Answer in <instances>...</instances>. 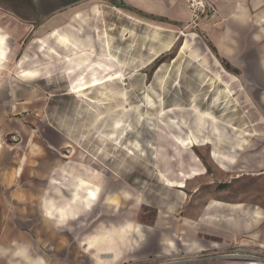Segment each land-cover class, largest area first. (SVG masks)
I'll return each instance as SVG.
<instances>
[{
	"label": "crops",
	"instance_id": "0c3cea01",
	"mask_svg": "<svg viewBox=\"0 0 264 264\" xmlns=\"http://www.w3.org/2000/svg\"><path fill=\"white\" fill-rule=\"evenodd\" d=\"M186 1L0 0V49H4L2 35L6 33L11 48L8 62L0 70V264H143L162 257L223 250L229 244L241 252L264 253V187L240 194L230 188L208 202H203L201 195L193 207L199 211L197 219L178 229L192 234L191 224H197L200 236L204 235L198 241H189L187 235L176 239L161 234L158 227L131 222L98 233L93 227L89 229V221L96 218L97 212L110 213L114 196L106 194L104 181L98 176L100 197L88 206L87 188L91 184L87 182H92L89 179L96 170L70 162L79 153L73 147L75 129L71 122L59 118V106L44 88V81L54 77L62 65L71 80L70 93L79 98L78 87H84L85 93H91L89 98L96 100L92 106L100 107L97 93L103 86L113 89L118 85L114 77L127 75L129 64L121 59L130 53L126 46L115 45L118 37L100 35L102 12L115 9L128 20L181 31L191 27ZM207 1L216 7L217 13L202 21L205 32L212 37L211 43L221 57L241 68L244 79L254 83L255 102L264 114V0ZM149 18L167 24L154 23ZM126 33L123 31L121 36L126 37ZM42 55L46 60L44 66H40ZM113 112L107 118L98 117L97 112L91 124L95 133L106 139L101 141L104 146L105 141L116 145L114 139L107 138L116 131L115 122L119 120L113 119ZM105 123H109L105 128L111 126L110 129L102 128ZM260 157L249 161V169L255 170L250 174L253 177L264 175V153ZM236 165L227 162L226 168L216 165V170L221 177L235 180ZM196 167L202 169V175L196 178L200 179L206 174L205 168ZM117 196L116 210L123 213L131 195ZM141 203L142 199L134 196L130 211L138 213L135 208ZM110 236L114 238L113 244L106 243Z\"/></svg>",
	"mask_w": 264,
	"mask_h": 264
},
{
	"label": "rangeland",
	"instance_id": "374dc122",
	"mask_svg": "<svg viewBox=\"0 0 264 264\" xmlns=\"http://www.w3.org/2000/svg\"><path fill=\"white\" fill-rule=\"evenodd\" d=\"M102 16L100 35L112 34L119 38L115 43L117 47L126 46L130 50L128 56L121 59L131 64V67L127 65L124 84L117 80L118 85L113 89L103 86L96 96L104 102L95 107L70 93L71 80L62 65L54 77L43 80L44 88L52 94V102L59 106V118L71 122L75 129L73 147L79 153L70 162L83 163L96 170L94 173L100 174L104 181L106 194L114 196L109 214L97 212L101 205L95 209L96 218L89 221V229L93 227L98 233L104 228L113 230L131 222L158 227L161 234L176 239L187 235L189 241H198L204 235L200 236L197 224H191L192 234L178 229L181 224L197 219L199 211L193 207L201 200V195L203 202H208L230 188L240 194L264 187V175L253 177L250 174L255 170L249 169V161L261 158L264 153V114L255 102L254 83L246 81L243 70L228 63L215 50L203 22L197 28L170 31L154 27L153 23L128 20L115 9L113 12L106 9ZM149 20L167 24L163 20ZM123 31L127 32L126 37L121 36ZM2 36L0 70L11 52L8 34ZM123 39L127 41H118ZM43 56L40 66L46 64ZM125 90L129 101L124 100ZM86 93L89 98L91 93ZM121 106L133 110L120 115L116 110ZM112 111H115L113 119L133 120V129L127 131L128 142L123 141V147L111 141H105L104 146L101 141L106 139L95 133L91 125L97 112L107 115ZM135 112L150 116L156 128L150 127L148 120L136 122ZM105 126L108 123L102 128L107 129ZM130 139L134 145H139V150L145 149L143 155L137 150L134 155L128 153ZM227 162L237 163L235 180L218 175L216 165L226 168ZM195 165L205 168L206 174L200 179L196 178L202 175V169H196ZM161 171L170 180L184 185L167 183ZM188 171L191 172L185 175ZM118 194L131 195L123 213L116 210ZM134 196L142 199L135 208L139 214L130 211ZM236 253L250 254L229 244L223 250L162 257L143 264L240 261L231 256ZM204 256L216 258L204 260Z\"/></svg>",
	"mask_w": 264,
	"mask_h": 264
},
{
	"label": "bare ground",
	"instance_id": "6f19581e",
	"mask_svg": "<svg viewBox=\"0 0 264 264\" xmlns=\"http://www.w3.org/2000/svg\"><path fill=\"white\" fill-rule=\"evenodd\" d=\"M63 38V37H62ZM63 39H65V38H63ZM66 40V39H65ZM67 58V57H66ZM89 58H90V56H89ZM68 59V58H67ZM80 59H83V58H80ZM117 59V58H116ZM79 59H77V61H78ZM90 60H87V62H89ZM112 60H110L109 62H111ZM74 62H76V61H74ZM83 62H85V61H83ZM114 62V61H113ZM79 63V62H78ZM77 63V64H78ZM121 63H123V62H121ZM73 64V63H72ZM71 64V65H72ZM80 64L82 65V66H84V64H82V61H80ZM111 64V63H110ZM113 64V63H112ZM115 64V63H114ZM113 64V65H114ZM115 65H117V64H115ZM75 66V65H74ZM110 66V65H109ZM108 66V67H109ZM76 67V66H75ZM86 67V66H85ZM96 67H98V66H96ZM111 67V66H110ZM69 68H71V70H72V68H74L73 67V65L72 66H70ZM78 68V67H77ZM80 68V67H79ZM83 68V67H82ZM100 68V67H99ZM104 68H107V67H104ZM81 69V68H80ZM74 70V69H73ZM99 70V69H98ZM108 71L110 70V69H107ZM75 71H76V68H75ZM104 72L106 71L105 69L103 70ZM103 71H101V73L103 72ZM107 71V72H108ZM95 72V71H94ZM93 72V73H94ZM85 73V71L83 72V74ZM90 73H92V72H89V74ZM103 74V73H102ZM70 75H71V73H70ZM86 75V74H85ZM91 75V74H90ZM97 75V74H96ZM101 75V74H100ZM99 75V76H100ZM125 75V74H124ZM124 75H120V76H117V77H114V78H116L117 80H119V81H121L122 82V84H124V81L126 80V78H125V76ZM81 76H82V74H81ZM89 76V75H88ZM92 76V75H91ZM107 76V75H106ZM105 76V77H106ZM86 77H87V75H86ZM104 77V78H105ZM130 77V76H129ZM79 78V77H78ZM99 78V77H98ZM101 76H100V80H101ZM114 78H112L111 77V79L110 80H114ZM128 78V77H127ZM93 79V78H92ZM88 80V79H87ZM87 80H86V82H87ZM94 80V79H93ZM95 80H98V79H95ZM106 80V79H105ZM74 82V81H73ZM81 83V82H80ZM89 83V82H88ZM87 83V84H88ZM103 83V82H102ZM105 83V82H104ZM77 84H79V83H77ZM77 84H76V86H77ZM89 84H91V83H89ZM109 84V83H108ZM82 85V84H81ZM97 85V84H96ZM126 85V84H125ZM84 86H86V85H84ZM97 86H99V84L97 85ZM88 87V86H87ZM96 88V87H95ZM102 88V87H101ZM100 88V89H101ZM104 88V87H103ZM76 89V88H75ZM78 89H80L79 90V93H78V96H80L83 100H85V101H87L88 103H90V104H93L94 102L96 103V100L93 98H88L87 96H86V94H85V92H84V87H78ZM79 97V98H80ZM103 97V96H102ZM123 97H124V100H126V101H129L128 100V98H127V91L125 90L124 91V94H123ZM100 100V99H99ZM101 102H104V100H101V101H99V102H97V103H101ZM122 107V106H121ZM133 109L132 108H128V107H122V108H118L117 110H116V112H118V114H127L128 112H130V111H132ZM115 112V111H114ZM117 114V115H118ZM135 114H137L138 115V119L136 118L135 119V121L136 122H138V123H142V121H143V123L145 122V121H147L148 120V123L151 125L150 127H154V128H156V126H155V123L153 124L152 123V121H153V119H150L151 117L150 116H147V115H145V114H143V113H141V114H139V113H137V112H135ZM98 115V117H100V118H107V115H105L104 113H98L97 114ZM116 115V114H115ZM109 116V115H108ZM111 118V117H110ZM129 118V117H128ZM106 120V119H105ZM111 121V120H110ZM109 121V122H110ZM157 123V122H156ZM101 124V123H100ZM99 124V125H100ZM106 124V123H105ZM109 124V123H108ZM94 125V124H93ZM98 125V126H99ZM100 127V126H99ZM111 127V126H110ZM114 127V126H113ZM108 129V128H107ZM106 129V130H107ZM129 129H133V120H126V121H124L123 119H119V120H117L116 122H115V132H111L110 133V135H107L108 137V139H114V142L116 143V145L118 146V147H123V141L125 140V137L126 136H128L129 134H128V130ZM100 130V129H99ZM99 130H97V131H99ZM102 131H103V129H102ZM112 131V130H111ZM108 132H110V130H108ZM127 140H128V138H127ZM131 140V139H130ZM126 141V140H125ZM182 142V141H181ZM125 143V142H124ZM139 145H134V142L131 140V142H130V145H129V147H128V149H127V151H128V153L129 154H131V155H134L135 154V152H136V150L138 151V152H140L142 155L144 154V151H145V149L143 148L142 150H139L140 149V147H138ZM194 146V145H193ZM136 147V148H135ZM161 175H162V177L163 178H165V180L167 181V183H170V184H172V185H175V184H179V185H181V186H183L184 184H183V182H171L170 180H169V178H167L166 176H165V174H164V172H162L161 171ZM81 180H83V178L81 179ZM89 180H91L92 182L91 183H88L87 182V184H91V187H88L87 188V191H88V197H89V200H88V202H87V204H88V206H90L91 205V203L92 204H95L96 203V201L99 199V194H100V190H101V187H100V185H99V183H98V175L96 174V173H92L91 174V178L89 179ZM93 196H94V198H93ZM113 242H114V238L112 237V236H110V237H107V242L106 243H108V244H113Z\"/></svg>",
	"mask_w": 264,
	"mask_h": 264
},
{
	"label": "built area",
	"instance_id": "2783aa9c",
	"mask_svg": "<svg viewBox=\"0 0 264 264\" xmlns=\"http://www.w3.org/2000/svg\"><path fill=\"white\" fill-rule=\"evenodd\" d=\"M186 2L192 18V21L189 26H192L193 28L199 27L203 20L210 19L212 18V16L216 15L217 13L216 7L207 0H187ZM231 256L237 260L264 262V253H258V254L236 253ZM214 257L204 256L203 258L204 260H209L210 258L212 259ZM219 258H223V257H219Z\"/></svg>",
	"mask_w": 264,
	"mask_h": 264
},
{
	"label": "trees",
	"instance_id": "16d2710c",
	"mask_svg": "<svg viewBox=\"0 0 264 264\" xmlns=\"http://www.w3.org/2000/svg\"><path fill=\"white\" fill-rule=\"evenodd\" d=\"M216 50V49H215ZM227 66H229L227 63H226Z\"/></svg>",
	"mask_w": 264,
	"mask_h": 264
},
{
	"label": "snow or ice",
	"instance_id": "6c2138e0",
	"mask_svg": "<svg viewBox=\"0 0 264 264\" xmlns=\"http://www.w3.org/2000/svg\"><path fill=\"white\" fill-rule=\"evenodd\" d=\"M93 198H94V196H93Z\"/></svg>",
	"mask_w": 264,
	"mask_h": 264
}]
</instances>
